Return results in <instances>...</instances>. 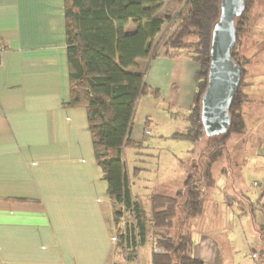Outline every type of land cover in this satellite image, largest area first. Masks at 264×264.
<instances>
[{
  "label": "crops",
  "instance_id": "obj_1",
  "mask_svg": "<svg viewBox=\"0 0 264 264\" xmlns=\"http://www.w3.org/2000/svg\"><path fill=\"white\" fill-rule=\"evenodd\" d=\"M0 45V264H111L112 208L86 110L65 105L64 0H0ZM255 52L243 53L252 58L248 97L264 89V57ZM197 69L185 52L168 58L162 49L149 65L140 59L129 68L182 114L194 101ZM195 245L204 264H228L216 233Z\"/></svg>",
  "mask_w": 264,
  "mask_h": 264
},
{
  "label": "trees",
  "instance_id": "obj_2",
  "mask_svg": "<svg viewBox=\"0 0 264 264\" xmlns=\"http://www.w3.org/2000/svg\"><path fill=\"white\" fill-rule=\"evenodd\" d=\"M164 1L64 0L69 77V101L65 105L86 110L94 160L115 208L111 218L115 235L111 264H137L139 248L147 238L152 242L151 264H204L192 254V233L187 229L192 218L202 212L205 203L202 190L213 185V163L223 154L232 135L246 131L243 104L248 95L243 88L252 83L247 66L252 58L243 54L242 46L257 0H243V7L233 19L236 39L231 56L241 70L240 85L228 109L226 131L209 139L213 149L209 159L194 166L175 195L153 192L147 208L136 198L126 150L145 146L142 139L131 137L134 116L141 97L163 98L160 89L149 85L143 73L129 68L136 67L140 59L149 65L161 49L168 58L185 50V55L198 64L195 96L185 114L166 106L169 114L181 116L186 122L184 131H175L170 137L200 139L204 134L201 98L207 87L211 37L222 15L223 0H175V12L161 16L158 11ZM130 21L135 29L126 32L125 26ZM149 122L145 118V129ZM140 170L143 168L133 167L132 176ZM179 198L184 201L178 217ZM126 213L130 220L124 218ZM177 222L181 223L179 231H172ZM184 226L186 230H182ZM256 229L262 244L258 258L264 259V223H256Z\"/></svg>",
  "mask_w": 264,
  "mask_h": 264
},
{
  "label": "rangeland",
  "instance_id": "obj_3",
  "mask_svg": "<svg viewBox=\"0 0 264 264\" xmlns=\"http://www.w3.org/2000/svg\"><path fill=\"white\" fill-rule=\"evenodd\" d=\"M262 2L264 0H257V7L251 13L250 30L243 38L242 48V52L251 56L252 47L258 59L264 57ZM176 9V1L167 0L159 13L170 16ZM229 10L232 12L227 14L225 7L228 16L236 11L235 7ZM257 72H264V63L258 65ZM248 87L243 90L247 92ZM251 93L243 104L246 131L227 140L223 154L212 165L213 185L201 192L205 197L202 212L192 218L188 229L186 226L182 229L192 233L193 246L206 231L216 233L224 248L222 261L228 264H254L251 253H257L262 246L256 223H264V89L254 88ZM166 106L164 100L151 96L140 98L131 137L142 139L145 147L126 150L132 191L146 208L153 192L175 195L194 166L206 163L213 150L209 143L213 134L208 130L194 141L171 138V133L186 129V122L181 116L169 114ZM173 111L178 110L173 108ZM145 118L150 119L146 129ZM133 167L143 170L133 177ZM183 201L179 198L178 217ZM124 218L130 220L131 216L126 213ZM180 227L181 223L177 222L171 230L179 231ZM146 246L140 251V264H149L151 239L147 238ZM193 255H196L194 250Z\"/></svg>",
  "mask_w": 264,
  "mask_h": 264
},
{
  "label": "water",
  "instance_id": "obj_4",
  "mask_svg": "<svg viewBox=\"0 0 264 264\" xmlns=\"http://www.w3.org/2000/svg\"><path fill=\"white\" fill-rule=\"evenodd\" d=\"M225 1L227 0H223L222 15L212 32L207 87L201 98V120L204 131L208 130L210 135H220L226 131L229 124L228 109L241 77L240 67L231 56L236 39L231 25H234L233 19L237 12L228 16L230 27L222 23L223 13L226 15ZM239 7H243V0L239 1Z\"/></svg>",
  "mask_w": 264,
  "mask_h": 264
},
{
  "label": "flooded vegetation",
  "instance_id": "obj_5",
  "mask_svg": "<svg viewBox=\"0 0 264 264\" xmlns=\"http://www.w3.org/2000/svg\"><path fill=\"white\" fill-rule=\"evenodd\" d=\"M239 1L240 0H227L225 1L224 3V6L226 7V11H227V14L229 11H232V10H229V8H232V7H235L236 11L235 12H238V10L240 9L239 7ZM224 12V10H223ZM225 15L223 13V16H222V23L226 24L228 27H230V23L228 24V21L230 20V17H228V15ZM232 15V14H231ZM234 25H231V28L233 27Z\"/></svg>",
  "mask_w": 264,
  "mask_h": 264
},
{
  "label": "built area",
  "instance_id": "obj_6",
  "mask_svg": "<svg viewBox=\"0 0 264 264\" xmlns=\"http://www.w3.org/2000/svg\"><path fill=\"white\" fill-rule=\"evenodd\" d=\"M2 51V47H1V45H0V52ZM110 205H111V208H112V210H114L115 208H114V206L110 203ZM113 233H114V229H113ZM115 235H113V240H114V237ZM251 257L255 260V264H264V259H259L258 258V253H255V252H253V253H251Z\"/></svg>",
  "mask_w": 264,
  "mask_h": 264
}]
</instances>
